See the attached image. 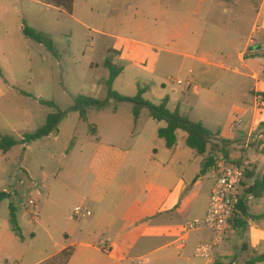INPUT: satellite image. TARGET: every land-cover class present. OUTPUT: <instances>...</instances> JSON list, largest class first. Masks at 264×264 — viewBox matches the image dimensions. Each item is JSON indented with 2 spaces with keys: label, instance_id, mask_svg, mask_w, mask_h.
I'll list each match as a JSON object with an SVG mask.
<instances>
[{
  "label": "crops",
  "instance_id": "0c3cea01",
  "mask_svg": "<svg viewBox=\"0 0 264 264\" xmlns=\"http://www.w3.org/2000/svg\"><path fill=\"white\" fill-rule=\"evenodd\" d=\"M82 1L85 7L80 0H73L72 12L67 15L39 0H0V136L21 140L42 127L56 110L40 101L65 111L72 104L61 106V100L72 103L81 94L106 97L109 72L98 84L85 77L73 89L77 92L68 90L61 82L66 50H58L55 57L23 35L27 26L49 38L53 47L64 38L71 48L80 33L46 34V12L56 10L62 21L72 20L87 31L91 30L79 17L97 14L103 20V30L93 33L114 40L105 50L102 67L107 70L104 62L111 57L121 69L112 83L113 91L134 97L142 89L143 99L149 102L153 96L154 105L167 99L170 112L178 111L232 143L229 161L237 159L246 172L240 189L246 217L236 210L234 219L245 226L231 227L228 234L238 237L248 260L264 255V219H256L264 215V197L255 199L245 193L264 175V155L260 153L264 149V55L261 60L246 59L247 51L254 53L251 49L257 43L251 35L259 27L254 24L243 41L229 37L217 23V2L227 5L222 9L226 15L232 0ZM125 7L132 10V17L123 18ZM119 10L120 15L114 17ZM59 22L55 20V24ZM160 43H165L162 48L157 46ZM234 44L242 49V71L217 62V51ZM258 47L261 51L264 44ZM160 53L166 54L163 62ZM256 61L261 62L259 72L250 65ZM86 65L89 71L98 69L90 59ZM175 71L183 74L184 80L169 78L168 73ZM228 73L234 77H227ZM104 90L105 97L100 98ZM226 118L231 123L224 129ZM90 126L95 127V134ZM165 127L164 122L151 119L147 110L134 119L130 104L111 103L100 111L89 110L85 120L77 112H69L56 133L16 145L5 154L0 151V184L25 176L19 185H27L30 193L33 204L28 199V205L33 209L27 214L31 220L48 228L64 227L62 239L52 240L49 249L38 252L30 264H42L69 247L74 252L67 264H196L190 259L198 258L196 246L209 243L211 237L205 229H185L207 212L215 166L201 173L207 154L197 155L189 149L182 131L175 133L174 148L167 149L157 134ZM207 177L214 179L206 194H201V182ZM4 192L19 196L17 188ZM35 192L38 199L33 197ZM79 206L84 209L83 216H66L65 209ZM4 248L0 240V252ZM221 258L219 251L204 264H214L217 259L227 264Z\"/></svg>",
  "mask_w": 264,
  "mask_h": 264
},
{
  "label": "rangeland",
  "instance_id": "374dc122",
  "mask_svg": "<svg viewBox=\"0 0 264 264\" xmlns=\"http://www.w3.org/2000/svg\"><path fill=\"white\" fill-rule=\"evenodd\" d=\"M93 1L94 0L90 2ZM80 4L82 7L84 6L82 0H80ZM226 6L223 7L217 2V23L221 26V28L225 30V32H227L229 37H234L237 42L243 41L246 37L250 35L252 26L254 24L255 26H257V28L259 27L258 32H255L251 35V38L254 40V42L257 43V45L253 46L251 49L254 53H250L249 51H247L246 59L248 60L260 57L261 60V56L264 55V49L260 51L258 46L260 44H264V29H261V23L262 21H264V0H232V4L228 6L230 12L226 15H223L222 9H226ZM260 7L261 10H259ZM128 10L129 9L127 7L123 9V11L125 12L123 18L132 17V10H130L129 12ZM118 15H120V10L113 14L114 17H117ZM257 15L260 16L258 19L256 18ZM79 18H81V20L89 27L91 31L84 30L81 26L76 25L74 22H72V20L65 19V21H62L60 14L56 10H48V12H46V21L43 25V29L45 30L44 32L46 34H50L51 32L55 31L64 32L67 34L75 31H78L80 33V36L78 38H74V41L76 43H73L74 45L71 48L66 42H64V38H61V42L59 45H54V51L56 53L60 49H65L67 52L66 56H62L63 60L61 66V82L63 87L67 88L68 90L78 88L79 83L82 82L85 77L87 79H90L92 82L98 84L103 78H106L108 76V70H105L102 67L103 57L106 54L107 47H112L113 44L111 43H114V40L100 38L99 36L93 33L94 31H92L103 30V20H101V16L93 14ZM55 20H59L61 22L55 24ZM206 23L210 24L208 20L206 21ZM219 40H221V38H217V41ZM163 44L165 43L157 44V46L162 48V46H164ZM241 50L234 44L228 47L226 51H217V62H221L224 65L229 64V66H231L229 67L230 70L242 71L241 64L239 61V54ZM83 54H85L84 57ZM165 57L166 54L160 53L161 62L164 61ZM89 59L93 63L98 64V69H94L92 71L86 69V64ZM259 64H261V62L256 61L250 65H253L255 67L254 69L259 72ZM175 73L176 71L168 73L169 78L184 80L183 74L177 75ZM226 75L227 77H234L232 74L229 73ZM125 77L126 75L124 76V78H121V80L124 81L123 79H125ZM34 80H37L36 75L34 76ZM127 80L129 81L128 78ZM123 83L124 82L120 84V87ZM143 83L146 82L144 81ZM166 83H168V81H166ZM140 85L144 86L142 85V83H140ZM168 85L170 87V83ZM174 88L176 90H180V88L177 86H175ZM73 91L75 92L76 90ZM99 96L100 98H104L105 90L100 93ZM149 98L150 103L156 101L153 96H149ZM60 104L61 106H64L66 104L70 105L72 103L70 100H61ZM262 107H264V104H262ZM230 123L231 120L228 123V118H226L224 123V129H227ZM223 161V159H219L218 162ZM228 163H232L236 166L242 165L240 162H238L237 159L233 161H228ZM212 179H214V177H207L204 178V180L201 182V194H206L208 185L211 183ZM19 180H25V176L20 175L17 179L8 180L0 184V192H4L6 190L9 191L10 187L17 188L19 192V196L14 197V195H10V198L6 199L4 202L2 201L3 203H1L0 205V240L2 241L5 247L4 250L0 252V264H30L32 260H34L38 252L49 249V246H51L52 244V240L57 241L60 238L62 239L61 233L64 230V227L62 225H52L48 228L46 226H39L33 220H31L30 215L27 214L28 211L33 209V206L28 205L30 193H28L27 185H19ZM35 193L36 195L33 197L38 199L39 194L38 192ZM9 204H12L16 209V220L21 237H19L12 230V227L9 223ZM27 207L28 210L26 211ZM78 208L81 207L79 206ZM37 213L39 214L38 209ZM65 214L71 219H75L74 217H80L74 215L73 207H70V209H65ZM208 234L209 237H211V233L209 231ZM220 257H222L221 259L227 262V264L232 261H235L238 264H243L249 258L248 254L243 251L238 237L235 234H228L224 238L222 245L220 246ZM190 259L193 263L196 264H204L207 262V260L205 259L194 258L193 256H191ZM134 264H140V262L135 261Z\"/></svg>",
  "mask_w": 264,
  "mask_h": 264
},
{
  "label": "trees",
  "instance_id": "16d2710c",
  "mask_svg": "<svg viewBox=\"0 0 264 264\" xmlns=\"http://www.w3.org/2000/svg\"><path fill=\"white\" fill-rule=\"evenodd\" d=\"M41 3L64 11L67 15L72 12L73 0H39ZM229 2L230 0H221ZM23 35L36 43L43 45L53 56H57L53 44L49 38L44 34L39 33L27 26L23 27ZM104 67L109 72L108 80L106 81L107 94L104 99H94L85 96H77L73 99L72 106L65 111L59 110L53 103L40 101L42 105L54 108L55 113L48 115L45 124L31 133L23 135L21 140H14L10 137L0 136V151L1 153H7L11 148L16 145H25L31 142L37 141L44 137L49 136L52 133L57 132V126L59 122L69 112H77L81 120L86 119V114L89 110L95 109L100 111L111 103H125L132 106V114L134 119H137L142 110H147L151 119L157 122H164L165 128L158 130V137L165 142L167 149H173L176 144L175 133L182 131L186 134L185 144L186 146L195 152L197 155L207 154L205 161L202 164L201 173L206 172L216 165L220 160H224L226 163L229 161V152L232 145L231 142L221 140L217 134H213L201 123L190 121L187 117L181 116L178 111L170 112L166 105L167 99H164L159 105H154L143 99L142 95L144 91L139 89L134 97H125L112 90V83L121 73V69L113 64L111 57H107L104 62ZM89 130L92 134L96 133L95 127L90 126ZM264 155V149L260 151ZM234 165V164H230ZM246 172L244 173V177ZM247 195L252 196L255 199L264 197V175L256 179L252 186L245 190ZM10 198V194L7 192H0V204L2 201ZM9 223L12 230L21 237L19 227L16 220V209L12 204H9ZM242 216L246 217V209L244 203L239 200L237 205ZM256 219H264V215L257 217ZM234 228H244L245 224L241 220L233 219L231 222ZM74 249L69 247L61 251L56 256L43 262L42 264H67ZM264 263V255L252 257L245 264H259ZM214 264H222L216 261ZM231 264V263H229Z\"/></svg>",
  "mask_w": 264,
  "mask_h": 264
},
{
  "label": "built area",
  "instance_id": "2783aa9c",
  "mask_svg": "<svg viewBox=\"0 0 264 264\" xmlns=\"http://www.w3.org/2000/svg\"><path fill=\"white\" fill-rule=\"evenodd\" d=\"M180 84V82H178ZM244 179L242 166L228 165L224 161L215 165V179L211 187L208 207L205 216L186 226V231L205 229L211 233L210 242L199 244L194 250L198 258L213 259L220 251L224 238L231 230L237 205L240 200V189ZM29 204H33L30 200ZM82 208H75V216H83Z\"/></svg>",
  "mask_w": 264,
  "mask_h": 264
}]
</instances>
